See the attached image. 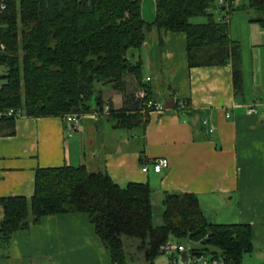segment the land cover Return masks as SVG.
I'll return each instance as SVG.
<instances>
[{"label": "crops", "instance_id": "obj_1", "mask_svg": "<svg viewBox=\"0 0 264 264\" xmlns=\"http://www.w3.org/2000/svg\"><path fill=\"white\" fill-rule=\"evenodd\" d=\"M153 1L139 2V17L145 24L153 21ZM229 15L226 36L237 45L239 57L237 94L232 92L229 62L188 68L183 34L150 28L139 50L127 58L140 61V83L145 82L150 98L160 103L159 111H147L142 124L129 129L113 128L112 120L90 111L80 115L69 131L61 116L20 114L13 120L11 135L0 130V199L29 198L36 168L81 165L85 172L107 174L119 189L145 184L153 206L163 193H192L209 223L248 226L252 248L239 264L263 263L264 120L244 110L256 101L264 110V23L253 21L264 20V15L250 9ZM121 81L124 94L140 90L132 75ZM95 90L102 110L122 106L119 90L105 85ZM179 103L186 113L173 110ZM207 127L214 130L206 134ZM161 157L167 166L160 174L149 168L139 171L141 164ZM38 219L0 241V264H110L84 214ZM181 241L186 240L168 243L183 247ZM186 242L189 246L184 249H194V243ZM207 251L215 252L209 247ZM160 256L149 264H168L167 257Z\"/></svg>", "mask_w": 264, "mask_h": 264}, {"label": "trees", "instance_id": "obj_2", "mask_svg": "<svg viewBox=\"0 0 264 264\" xmlns=\"http://www.w3.org/2000/svg\"><path fill=\"white\" fill-rule=\"evenodd\" d=\"M213 1L154 0L153 21L145 24L138 13L140 0H4L0 65L6 69L0 78V111L20 107L21 114L31 118L92 111L112 120L113 128L139 126L148 111L142 104L151 93L145 82L140 83V61L127 55L139 50L150 28L183 34L188 68L229 62L232 92L237 94L241 89L237 45L227 39V24L213 20L209 12ZM243 1L245 5L233 6L230 13L250 9L264 15V0ZM197 17L202 22H190ZM126 74L145 89L141 99L123 93L121 80ZM104 85L121 92L122 106L117 110L110 105L102 110L95 89ZM173 107L178 114L187 112L185 106ZM12 125L13 119H0L4 134H12ZM33 177L29 198L0 199V241L10 231L35 224L39 216L82 213L110 264L131 262L136 252L140 262L149 264L169 240L194 243L201 254L213 248L209 254L224 264H239L252 248L248 226L209 223L192 193H163L156 210L145 184L119 189L107 174L85 172L81 165L36 168Z\"/></svg>", "mask_w": 264, "mask_h": 264}, {"label": "built area", "instance_id": "obj_3", "mask_svg": "<svg viewBox=\"0 0 264 264\" xmlns=\"http://www.w3.org/2000/svg\"><path fill=\"white\" fill-rule=\"evenodd\" d=\"M235 5L234 1L232 0H214L213 5L210 7L209 12L214 17L215 23L225 25L228 22V19H230V9L233 8ZM4 9V0H0V13ZM1 50V46H0ZM140 90L135 93L134 98L135 99H141L144 96L145 89L139 88ZM143 108L149 111H159L160 109V103H156L152 99L149 101H145V103L142 104ZM184 107V104L179 103L176 104V108L178 110H181ZM260 108V109H259ZM245 113L246 115L258 117L260 120H264V110L261 109L260 104L256 102H252L249 106L245 107ZM21 114L20 111L6 108L3 111H0V119H16ZM227 117L228 115L225 114ZM80 116L78 114H63L61 116V120H63V124L65 127V130L69 131L72 127L76 126V123L80 121ZM214 129L212 127H207V130L205 131L206 134H209ZM167 160L163 157L159 159H155L153 161H149L148 163L141 164L139 171L144 173L147 168H149L150 172L154 174H160L161 170L166 169L167 166ZM184 252L186 255L185 258V264H224L223 261L220 260L217 256L207 254H201L199 252H195V250L187 248L184 249L181 247V245L173 246L168 242H165L163 245L158 247L157 253L161 256H166L168 260V264H176V260L178 257L179 252ZM261 264H264L261 263Z\"/></svg>", "mask_w": 264, "mask_h": 264}, {"label": "rangeland", "instance_id": "obj_4", "mask_svg": "<svg viewBox=\"0 0 264 264\" xmlns=\"http://www.w3.org/2000/svg\"><path fill=\"white\" fill-rule=\"evenodd\" d=\"M235 1V3H236V5H234V8L237 6V4L239 5V6H243V5H245L246 4V2L245 1H243V0H234ZM238 7V6H237ZM202 18L201 17H197V19H192V20H190V22L191 23H197V22H202ZM5 69H6V67L3 65V66H1L0 65V78L1 77H3L4 76V74H5ZM3 83V81H1L0 80V84H2ZM95 87V86H94ZM96 88L98 89V88H102V87H97L96 86ZM14 110H18V111H20L21 113H22V108H13ZM158 205H159V203H157L154 207H155V209L156 210H158ZM181 243H182V245H183V247L184 248H186V247H188L189 246V243L188 242H186V241H181ZM160 257H163V256H160ZM138 259H140V258H138V252H136L135 254H134V256H133V258H132V261L131 262H135V263H137L139 260ZM135 263H133V264H135Z\"/></svg>", "mask_w": 264, "mask_h": 264}, {"label": "water", "instance_id": "obj_5", "mask_svg": "<svg viewBox=\"0 0 264 264\" xmlns=\"http://www.w3.org/2000/svg\"><path fill=\"white\" fill-rule=\"evenodd\" d=\"M179 257L177 259V264H185V258H186V255L184 254V252H179L178 253Z\"/></svg>", "mask_w": 264, "mask_h": 264}]
</instances>
